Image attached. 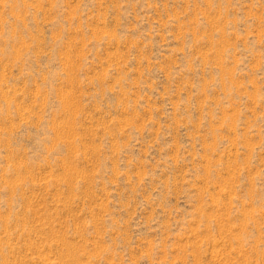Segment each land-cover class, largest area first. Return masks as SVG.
<instances>
[{"label":"rangeland","instance_id":"obj_1","mask_svg":"<svg viewBox=\"0 0 264 264\" xmlns=\"http://www.w3.org/2000/svg\"><path fill=\"white\" fill-rule=\"evenodd\" d=\"M0 264H264V0H0Z\"/></svg>","mask_w":264,"mask_h":264}]
</instances>
